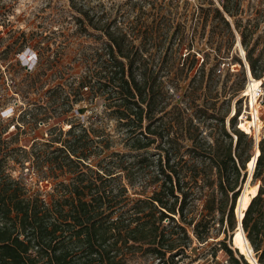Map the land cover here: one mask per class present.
<instances>
[{
    "label": "trees",
    "instance_id": "trees-1",
    "mask_svg": "<svg viewBox=\"0 0 264 264\" xmlns=\"http://www.w3.org/2000/svg\"><path fill=\"white\" fill-rule=\"evenodd\" d=\"M209 1L207 10L212 12L213 26L206 44L220 62L223 58L222 38H218L213 29L222 23L230 30L224 12L234 17L240 0H217L221 8L215 6L213 0ZM73 5L78 14L75 17L77 32L101 40L95 47L82 46L75 51L80 64L90 57L93 67L85 65L86 70L78 79L60 72L62 81H51L44 76L48 70L59 67L63 58L44 55L36 47V64L42 60L43 68L38 67L34 73L28 74L29 80L24 85H11L17 89V94L36 96L37 100H31V106L20 112L14 127L24 131L27 125L34 133L45 131L51 135L50 138L41 143L32 141L29 151L11 147L9 144L13 140L3 138L9 123L0 121V264H135L148 259L160 264H179L178 260L187 256L186 250L193 241L186 225H193L192 233L199 242L208 240L210 230L199 231L202 220L194 223L193 218L187 217V198L194 190L186 188L188 172L178 165L184 159V153L194 151L196 135L191 133L192 119L184 122L183 117L173 118L176 129L180 131L179 138L169 136L173 127L171 119H168V126L162 122L168 103L158 69L152 64V48L161 51L163 46L155 35L156 29L161 27L160 21L156 25L145 24L143 32L146 37L143 33L129 30L118 18H103L94 13L89 5ZM200 9L203 10V6ZM201 19L203 34L207 17ZM234 23L241 29L242 43L248 46L245 58L249 73L252 78H260L264 71V54L261 50L255 51L261 36L256 35L248 44V38L255 34L256 25L248 28V24L243 25L239 19ZM175 29L173 43L178 33ZM39 43L33 46H39ZM231 46L232 42L227 50ZM4 52L7 50L1 53ZM0 59L5 60V57L0 56ZM235 59L242 65L238 58ZM206 63L204 58L202 71ZM63 82L68 83L67 89ZM5 83L0 70V106L11 89ZM81 101L103 105L104 119L114 120L117 127L124 130L130 141V152L105 154L113 142L110 134L101 128L100 123L96 124L97 119L85 125L72 115L73 105ZM238 112L239 108L230 120L235 136L233 151L232 136L225 129L224 135L229 141L222 146L215 142L210 147L209 160L218 172V187L224 191L229 183L227 171L231 170L239 177L240 170H244L252 158H243L245 149L242 144L251 147L253 140L241 121L239 127L242 130L235 128ZM71 117L77 119V123ZM61 122L70 124L67 130ZM40 123L43 125L39 126ZM53 133L56 134L52 136ZM180 137L189 139L193 146L186 147ZM157 140L155 147L158 152L153 165L156 175L150 184L155 186L146 196L143 193L146 186H142L141 191L135 189L138 182L135 174L137 166H143L147 160L146 151H143ZM181 147L186 148L181 152ZM26 161L30 165L28 170L37 176L38 181L48 180L51 184L49 191L29 187L22 172L13 175L14 164L20 163L25 168ZM255 162L252 179H259L260 185L255 193L244 194L240 221L236 222L234 216L235 203L241 197L238 190L232 192L227 212L221 206L218 208L222 214L220 223L223 224L226 215V226L220 231L224 237L218 243L223 246L230 264H249L244 259L240 243L241 230L246 232L245 242L251 244L253 252L261 250L256 260L258 264H264V247L261 248L264 241V136L258 142ZM189 175L196 177L198 173ZM202 186L198 184L197 187L201 189ZM228 231H233L232 246L244 257H235L227 245Z\"/></svg>",
    "mask_w": 264,
    "mask_h": 264
},
{
    "label": "rangeland",
    "instance_id": "rangeland-1",
    "mask_svg": "<svg viewBox=\"0 0 264 264\" xmlns=\"http://www.w3.org/2000/svg\"><path fill=\"white\" fill-rule=\"evenodd\" d=\"M213 1L215 6L220 7L217 0ZM209 2V0H0V56L5 57V60L0 59V70L3 72L4 81L6 80V86L8 84L11 86L13 83L24 85L29 80L28 74L34 73L38 67L43 68L41 66L42 60L36 64L38 51L36 47L42 50L44 55L50 54L54 59L63 58L59 67L48 70L47 75L44 76L51 81H62L60 72L72 74L78 79V76L86 70L85 65L93 67V59L90 57L80 64L79 56L75 55V51L82 46L95 47L101 40L77 32L75 17L78 14L73 7L74 3L93 7L94 13L103 16V18H118L126 24L129 30L138 31L143 35H146L143 32L145 24L156 25V22L159 23L160 21L161 27L156 29L155 35L158 36V42L163 46L161 51H156V47L152 48V57L154 58L152 64L155 65V69H158L165 101L168 103L162 122L164 121V125L168 126V119H171V126L173 127L170 128L169 136H178L179 138L180 131L176 129L177 125L173 118L183 117L184 122L188 118L192 119L191 133L196 135L194 151L184 153V159L178 165L183 171L188 172V177L189 174L198 173L196 177L185 178L189 180L188 184L185 185L186 188L189 187L190 190H194V193H191L192 195L187 198V217L193 218L194 223L202 220L199 231L210 230L208 240L199 242L192 233L193 225H186L193 241L186 250L187 256L184 255L178 260L179 264H230L223 246L218 243L224 237L220 231L226 226V215L223 224L220 223L222 214L218 208L221 206L220 208L227 212L231 203L232 192L238 190L241 197L237 199L239 200L238 203H235L237 209L235 213L234 208V216L236 222L237 220L239 222L244 194L247 192L255 193L260 185L259 179L251 180L247 176L248 172L250 176L253 170L252 166L258 153L253 134L257 135L258 142L264 135V94L258 98L259 105L257 108L262 119L258 118L257 121L247 119L250 118L248 96H244L242 92L245 90L249 79L248 63L245 58L248 46L245 47L242 43L241 29L235 27L234 22L239 19L243 25L248 24V28H254L256 25L255 34L248 38V44L253 42L256 35H260L261 38L255 52L261 50L264 54V0H240L238 11L234 17L224 12L225 19L230 24V30L222 23L217 24L213 29L214 34L218 38H222L220 46L223 58L220 62H217L215 53L211 52L206 44L213 26L212 12L207 10L210 6ZM200 6H203V10L200 9ZM201 17L203 19L207 17L206 32L203 34L199 23L202 22L200 21L202 20ZM177 23L180 25L177 26ZM175 28H177L178 33L173 43V35L177 32ZM179 38L181 40L178 44ZM26 39L28 41L25 43ZM39 41V46H33ZM238 41L243 52L238 46ZM158 42L156 43L158 44ZM231 42L232 46L227 50V46ZM5 49L7 52L1 53ZM204 58L207 63L202 71ZM235 58H238L242 65ZM212 65V70H210ZM262 75L257 79L251 77L249 84L252 82L253 84L250 91L256 90ZM63 84L67 89L66 84L68 83L63 82ZM10 88L7 98H5L6 101L0 106V121L9 123L3 138L13 140L9 144L11 147H21L25 148L22 150L29 151L32 141L41 143L49 139L51 135L43 130H40L42 134L40 132L34 133L31 128H27V125H25L24 131L14 127L20 112L27 106H31L29 102L36 100V96H21L15 92L17 89H14L13 86ZM174 106L176 108L173 112ZM237 108H239V112L236 114L235 128L239 129L238 125L241 121V124L246 126L247 133L250 134L248 136L253 140L251 147L242 144L245 149L243 158L247 156L249 159L252 158L248 166L246 163L245 169L240 170L239 177L236 176L235 172L227 171L229 183L226 184V191H224L218 187V172L209 160V156H211L210 147L215 142L222 146L229 141V138L224 135L223 130L225 129L232 136L233 151L235 136L230 120L234 117ZM104 110L103 105L81 101L73 105L71 112L75 116L74 118H80L85 125L88 124V121L97 119L96 124L99 125L100 123L101 128L110 134L113 142L105 154L108 152L123 154L130 152V141L126 133L117 127L114 120L104 119ZM12 118H14L13 121ZM71 120L77 123V119L71 117ZM40 125L43 124L40 123ZM69 125L65 122L62 123L64 130H67ZM19 126H21V122ZM17 131L18 133H16ZM54 134L56 133H53L52 136ZM39 136H43L44 139ZM33 137L35 138L33 139ZM180 141L186 147L193 146L187 138L180 137ZM157 142L158 140L143 151H146L144 154L147 156V160L143 166H137L138 172L137 175L135 174L138 181H136L135 189L141 191L142 186H146L145 192H143L146 196L151 194L155 186V184H150L156 175L153 165L157 158L158 149L155 147ZM186 147H181V152ZM18 154H22V152L18 151ZM14 166L13 175L17 176L22 172L29 187L39 188L43 192L50 190L51 184L48 180L38 181L37 176L28 170L30 166L28 161L23 165L25 168H22L20 163H15ZM244 172L246 174L242 179ZM198 184L203 185L201 189L197 187ZM231 187L234 190H230ZM238 228H240L239 224ZM232 232L228 231L226 243L232 249L234 256L239 258L240 254L229 240ZM245 234L246 232L244 233L242 230L239 232L244 259L246 261L250 259L252 264H258L256 259L261 254V250L253 252L251 244L245 242ZM257 239H259L258 236ZM263 247L264 241L261 248ZM135 264L160 263L148 259L144 263L137 261Z\"/></svg>",
    "mask_w": 264,
    "mask_h": 264
},
{
    "label": "bare ground",
    "instance_id": "bare-ground-1",
    "mask_svg": "<svg viewBox=\"0 0 264 264\" xmlns=\"http://www.w3.org/2000/svg\"><path fill=\"white\" fill-rule=\"evenodd\" d=\"M238 46L240 47V49H241V52H243V49H242V47H241V45H240V43H239V41H238ZM248 73H249V70H248ZM250 79H251V75H250V73H249V79H248V83H247V87H246V94L247 95H250V106H251V118H247V119H250L251 121H257L258 120V118H261L262 119V117L260 116V113L256 110V108H255V105H257V99H256V95H255V92H256V90H257V88H256V90L255 91H250V88H251V85L253 84V82L252 83H250L249 84V81H250ZM261 82V81H260ZM249 84V85H248ZM260 85V84H259ZM258 85V86H259ZM241 118V117H240ZM240 122V121H239ZM238 127H239V125H238ZM240 128V127H239ZM241 129V128H240ZM242 130V129H241ZM244 131V130H243ZM245 132V131H244ZM248 134V133H247ZM250 135V134H249ZM253 136H254V138H255V140H256V142H255V146H256V148H258V146H257V142H258V140H257V135L255 136L254 134H253ZM259 155V154H258ZM255 164H256V162H255ZM253 171L254 170H252V172H251V174H250V176H249V172H248V176H247V178L249 177L250 179H252V173H253ZM241 225H242V220H241V222L239 223V226L241 227ZM237 229L239 230V228L237 227ZM231 236H232V234H231ZM232 240H233V237H232ZM231 242V241H230ZM232 244L234 243L233 241L231 242ZM240 243H242V242H240ZM240 254V253H239ZM243 255V254H242ZM248 260H250V259H248ZM251 261V260H250Z\"/></svg>",
    "mask_w": 264,
    "mask_h": 264
},
{
    "label": "built area",
    "instance_id": "built-area-1",
    "mask_svg": "<svg viewBox=\"0 0 264 264\" xmlns=\"http://www.w3.org/2000/svg\"><path fill=\"white\" fill-rule=\"evenodd\" d=\"M242 59H243V56H242ZM243 61H244V59H243ZM248 75H249V73H248ZM260 85L257 87V90H256V92H255V95H256V99H257V105H255V108H256V110H257V108H258V98L260 97V96H262L263 94H264V71H263V75H262V77H261V79H260ZM246 87H247V85H246ZM243 94H244V96H248V105H249V107H250V111H249V114H250V118L252 117L251 116V106H250V95H247L246 94V88H245V90L242 92ZM258 111V110H257ZM240 129V128H239ZM264 136V135H263Z\"/></svg>",
    "mask_w": 264,
    "mask_h": 264
},
{
    "label": "water",
    "instance_id": "water-1",
    "mask_svg": "<svg viewBox=\"0 0 264 264\" xmlns=\"http://www.w3.org/2000/svg\"><path fill=\"white\" fill-rule=\"evenodd\" d=\"M249 67V66H248ZM257 146H258V142H257ZM245 213V212H244ZM237 218V217H236ZM232 234V233H231ZM229 240L232 242L233 240H232V236L230 235V237H229ZM240 255H242V254H240ZM243 256V255H242ZM244 257V256H243ZM248 262V261H247ZM249 263V262H248ZM249 264H251V263H249Z\"/></svg>",
    "mask_w": 264,
    "mask_h": 264
}]
</instances>
